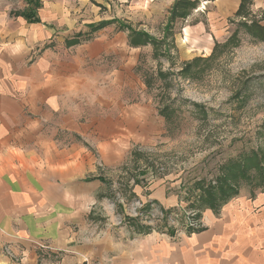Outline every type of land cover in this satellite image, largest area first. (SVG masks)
Returning a JSON list of instances; mask_svg holds the SVG:
<instances>
[{"label": "crops", "instance_id": "1", "mask_svg": "<svg viewBox=\"0 0 264 264\" xmlns=\"http://www.w3.org/2000/svg\"><path fill=\"white\" fill-rule=\"evenodd\" d=\"M32 1L38 7L27 0H0V264H264V191L240 192L217 211L205 209L192 232L169 234L152 227L139 233L109 212L107 221L98 219L100 206L105 209L99 198L104 188L92 178L97 165L117 166L125 159L128 108L122 96L105 90L80 93L81 84L94 79L90 64L104 63L112 52H123L125 65L129 47L150 46L155 59L168 56L176 47L175 23L186 20L201 1H211L216 15L259 24L264 0H247L242 7V0H193L196 7L169 32L175 0ZM128 6L144 20L165 12L161 36L126 21ZM109 8L115 14L105 17L101 11ZM23 11L34 12L38 21H28ZM101 21L110 23L85 37L88 25ZM123 25L164 42L132 45ZM190 27L182 26L185 36ZM200 35L194 29L193 36ZM218 45L214 41L212 51ZM121 74L114 81L120 86L126 84ZM103 82L111 90L110 65ZM64 132L87 146L74 140L64 144ZM155 184L148 192L132 190V211L151 201L165 209L181 204L177 194Z\"/></svg>", "mask_w": 264, "mask_h": 264}, {"label": "rangeland", "instance_id": "2", "mask_svg": "<svg viewBox=\"0 0 264 264\" xmlns=\"http://www.w3.org/2000/svg\"><path fill=\"white\" fill-rule=\"evenodd\" d=\"M211 4L201 1L186 20L175 23L176 47L169 50L167 59L153 58L150 46L129 47L126 65L123 52H112L104 63L98 60L90 64L94 79L89 85L81 84V97L105 90L112 96H122L121 102L128 108L125 159L117 166L96 167L94 178L104 188L99 198H104L100 201L105 209L100 206L98 211L102 222L107 221L105 214L109 212L118 219L128 221L126 218L132 217L142 225L163 231L174 229V233L185 231L188 220L199 226L201 215L196 219L194 209L198 207H193V201L198 199L194 194L198 191L195 182L202 180L214 185L224 164L251 151L264 164V22L252 25L249 19L239 23L237 18L216 15ZM101 12L105 17L115 14L112 8ZM124 14L131 25L144 26L155 36H161L167 18L163 12L159 17L144 20L145 16L131 6ZM183 25L191 26L186 36ZM196 28L201 35L195 37ZM214 41L220 45L212 51ZM185 63L190 67L185 69ZM109 65L111 90L103 82ZM136 65H140L139 72ZM123 68L127 69L125 78ZM158 70L165 75L159 78ZM120 72L126 83L122 86L114 83ZM60 137L64 144L74 140L87 146L76 135L64 132ZM91 151L98 159L97 151ZM153 182L163 186L167 193L177 194L181 204L165 209L151 201L136 204L132 211V190L138 186L142 192H148ZM255 182H243L238 194L254 196L264 191V183L259 186ZM187 204L192 208L185 209Z\"/></svg>", "mask_w": 264, "mask_h": 264}, {"label": "trees", "instance_id": "3", "mask_svg": "<svg viewBox=\"0 0 264 264\" xmlns=\"http://www.w3.org/2000/svg\"><path fill=\"white\" fill-rule=\"evenodd\" d=\"M29 3H33L35 7H38V2H34L32 0H27ZM247 0H242V4H244ZM197 2L193 0H175L173 3L170 11H169V17L166 24V30L169 32L172 28L173 24L177 20H184L196 7ZM241 8L238 10L240 12ZM237 12V13H238ZM21 15L25 16L28 21L36 22L38 21L37 17H35L34 12L28 13L27 11H23L20 13ZM110 22L107 21H101L95 24L88 25L89 31L85 32L86 36L88 34H91L105 25H107ZM244 24V23H243ZM256 25V23L252 24ZM121 28L127 29L129 31V34L131 36V44H137V43H150L153 46L160 45L164 42V39H156L152 36H150L148 33L144 31H135L131 29L129 26L123 25L120 26ZM82 33H79V36H81ZM89 38V36H88ZM77 42L76 38L72 40H67L66 43H75ZM166 53H163V55ZM187 69L190 67V64L185 66ZM165 75V73H159L160 78ZM198 107V105H195ZM200 109V108H199ZM201 112H205L200 110ZM256 152L251 151L250 154L245 155L241 159L232 160V162L226 163L221 167V172L219 173L218 177L216 178V183L213 185L211 183L205 184L204 181L199 180L195 182V188L198 190L194 194H196V197L198 199L196 201H193V205L198 207L194 210H196V219L200 218L201 213L209 208L213 211H217L221 208L223 204H225L228 200L235 197L238 194V187L243 182L247 183H255L259 186H262L264 183V164H261L262 160L259 156L255 154ZM264 157V156H263ZM264 160V158H263ZM255 166V168H252ZM255 171L254 174H252V171ZM95 179V178H92ZM102 180V179H101ZM192 203V202H191ZM191 204H187L185 206V209H191ZM177 210V209H173ZM178 211V210H177ZM173 212V211H172ZM170 214V213H169ZM131 225L137 230L139 233H145L148 232L152 226H145L142 225V222L139 219L128 217L126 218ZM198 228H192V227H186L187 232L196 231ZM169 234H174V229H168L167 231Z\"/></svg>", "mask_w": 264, "mask_h": 264}, {"label": "built area", "instance_id": "4", "mask_svg": "<svg viewBox=\"0 0 264 264\" xmlns=\"http://www.w3.org/2000/svg\"><path fill=\"white\" fill-rule=\"evenodd\" d=\"M188 213V212H187ZM188 224L189 226L193 227V228H197L198 225H196L195 221L194 222H191L190 220H188Z\"/></svg>", "mask_w": 264, "mask_h": 264}]
</instances>
